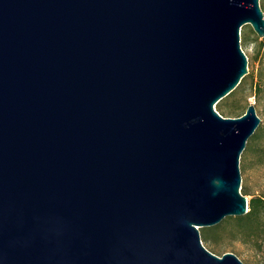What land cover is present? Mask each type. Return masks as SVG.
<instances>
[{
  "label": "water",
  "instance_id": "obj_1",
  "mask_svg": "<svg viewBox=\"0 0 264 264\" xmlns=\"http://www.w3.org/2000/svg\"><path fill=\"white\" fill-rule=\"evenodd\" d=\"M246 25L259 0H0V264H242L199 230L248 209L260 119L215 111Z\"/></svg>",
  "mask_w": 264,
  "mask_h": 264
},
{
  "label": "trees",
  "instance_id": "obj_2",
  "mask_svg": "<svg viewBox=\"0 0 264 264\" xmlns=\"http://www.w3.org/2000/svg\"><path fill=\"white\" fill-rule=\"evenodd\" d=\"M259 6L264 9V0H259ZM251 34H253V31H251ZM247 41L246 37H241L240 43L245 45ZM254 42L258 43L256 56H259V66L257 70L252 69L242 78L234 91L216 104L215 107L223 118L233 117L237 114L234 101L230 105H227L226 102L235 95L243 94L248 87L251 88L252 96L255 99L254 107L255 105L264 104V39L258 40L254 36ZM245 110L236 117L242 116ZM263 165L264 124L259 123L258 128L247 141L240 156L239 169L244 174L254 167ZM240 192L245 197L250 195L246 185H241ZM247 208V212L241 217H227L214 227L200 229V239L205 249L220 257L224 254L228 244L240 243L261 254L264 259V195L252 196L248 200Z\"/></svg>",
  "mask_w": 264,
  "mask_h": 264
},
{
  "label": "rangeland",
  "instance_id": "obj_3",
  "mask_svg": "<svg viewBox=\"0 0 264 264\" xmlns=\"http://www.w3.org/2000/svg\"><path fill=\"white\" fill-rule=\"evenodd\" d=\"M261 8V7H260ZM264 17V9L261 8ZM251 27L246 25L241 29L240 40L241 37H246L248 41L245 45H241L242 51L247 58V70L248 73L251 72L252 69L257 70L259 63L258 57L256 56V50L258 48V43L254 42L255 33L251 34ZM258 38V37H257ZM260 40V39H258ZM256 72V71H254ZM234 101L235 107H237V114L233 115V117L229 118H237L236 116L244 111L249 104L255 103V99L252 96V90L250 87L240 95H235L231 97L226 104L230 105ZM256 114L260 119V123L264 124V104L263 105H255ZM215 111L220 114L216 107ZM226 118V117H225ZM241 175V185H246L250 195L246 196L247 200H249L252 196L264 195V165L260 167H254L250 171ZM225 253H234L242 264H264V259L261 254L251 250L249 247L242 245L240 243H230L226 246ZM221 257V256H220Z\"/></svg>",
  "mask_w": 264,
  "mask_h": 264
}]
</instances>
